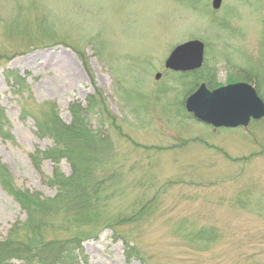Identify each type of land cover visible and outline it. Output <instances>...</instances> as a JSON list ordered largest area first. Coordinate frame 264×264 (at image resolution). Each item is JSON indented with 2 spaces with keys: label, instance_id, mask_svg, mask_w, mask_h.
<instances>
[{
  "label": "rangeland",
  "instance_id": "obj_1",
  "mask_svg": "<svg viewBox=\"0 0 264 264\" xmlns=\"http://www.w3.org/2000/svg\"><path fill=\"white\" fill-rule=\"evenodd\" d=\"M211 1L0 0V107L10 135L0 137V161L16 186L55 194V164L30 158L52 144L35 115L54 103L69 123L78 103L89 128L108 136L117 162L106 169L122 176L109 213L148 206L130 230L139 256L128 260L107 229L84 242L85 264H264V117L235 128L186 117L174 102L184 107L190 93L183 98L164 67L177 44L199 39L215 84L234 75L264 88L254 75L264 74V0H222L218 9ZM98 94L105 103L90 110ZM58 167L69 175L65 159ZM16 220L24 213L0 187V240ZM200 229L210 241L193 239Z\"/></svg>",
  "mask_w": 264,
  "mask_h": 264
},
{
  "label": "trees",
  "instance_id": "obj_2",
  "mask_svg": "<svg viewBox=\"0 0 264 264\" xmlns=\"http://www.w3.org/2000/svg\"><path fill=\"white\" fill-rule=\"evenodd\" d=\"M204 71L203 77L199 78V73ZM7 72L21 79L14 72ZM214 72L202 66L190 72L170 73L174 80L183 83L181 95L184 98L196 88L199 80L206 81L209 88L219 87L221 84H215ZM255 74L256 77L264 76L257 72ZM236 80L234 75H229L225 83ZM245 80L255 84L258 94L264 97V88L261 87L263 80L259 84L249 77ZM88 100L90 110L98 102H104L100 94L89 96ZM180 101L178 97L174 104L181 108L186 117H192L185 111L183 100L182 103ZM69 109L72 118L69 123L62 120L54 103L42 105L39 115H35L38 133L48 136L52 144L42 150L35 149L30 158L37 167L43 159L55 164L48 180L56 187L52 197L16 186L7 166L0 161V187L19 203L24 213V220H16L0 240V264H85L87 255L84 242L97 240L99 234L107 229L111 230L113 236L119 235L123 239L128 260L139 256L138 234L133 235L130 230L131 227H139L148 206L137 208L132 205L129 214L109 213V201L122 180L117 169H106L110 162H117L112 154L113 149L105 133L89 128L80 104L72 103ZM108 118V122H111ZM7 124L0 107L1 138L10 137L8 128H5ZM62 159L69 163V175L58 167ZM127 228L130 229L127 231ZM195 235L193 239L199 242L211 240L209 229H200Z\"/></svg>",
  "mask_w": 264,
  "mask_h": 264
},
{
  "label": "water",
  "instance_id": "obj_3",
  "mask_svg": "<svg viewBox=\"0 0 264 264\" xmlns=\"http://www.w3.org/2000/svg\"><path fill=\"white\" fill-rule=\"evenodd\" d=\"M222 0H212L213 9ZM204 63V43L191 39L177 44L164 61L165 69L174 72L198 70ZM161 73H157L158 79ZM184 108L196 120L213 128L246 127L251 120L264 117V101L246 82H234L209 89L204 82L184 100Z\"/></svg>",
  "mask_w": 264,
  "mask_h": 264
}]
</instances>
